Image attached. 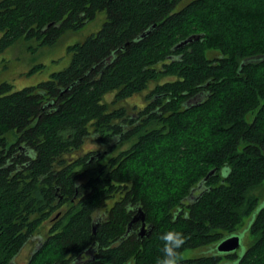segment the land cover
Here are the masks:
<instances>
[{"label":"trees","instance_id":"obj_1","mask_svg":"<svg viewBox=\"0 0 264 264\" xmlns=\"http://www.w3.org/2000/svg\"><path fill=\"white\" fill-rule=\"evenodd\" d=\"M183 1L0 0V57L105 14L48 80L0 83V264L36 238L26 264H156L168 230L204 251L179 264L221 262L264 183V62L241 66L264 55V0ZM139 211L148 236L127 232ZM250 234L238 264H264V207Z\"/></svg>","mask_w":264,"mask_h":264},{"label":"rangeland","instance_id":"obj_2","mask_svg":"<svg viewBox=\"0 0 264 264\" xmlns=\"http://www.w3.org/2000/svg\"><path fill=\"white\" fill-rule=\"evenodd\" d=\"M187 2L189 1L184 0L181 6ZM104 21L105 14L98 13L93 21L87 23L77 32L66 33L51 47L36 48L37 44L35 42L25 43L21 41L17 43L6 55L3 54V56L0 57V83L6 81L16 90L48 80L52 73L61 71L68 66L71 56L67 53V47L82 42L88 36L95 34L101 28ZM29 47L34 48V50L28 49ZM216 54L215 52L207 53L210 58L216 56ZM153 86L154 84H152L149 89ZM147 92L130 98L127 101L128 108L142 106L144 103V96ZM109 98L111 97L109 96ZM8 142H13L11 136L8 138ZM85 149L88 150L91 149V147L87 146ZM193 193L196 194L195 191ZM257 193L260 201L256 209L249 217L243 220L242 226L232 234L239 238V248L234 252L237 255V259L228 260L224 258L225 254L218 253L216 249L215 251H208V253L214 252V255L223 257L219 264H238V259L243 256L249 246L254 242V236L250 234V227L257 213L264 207V183ZM40 234L45 238V232H41ZM37 242L38 239L36 238L32 245L30 244L21 252L16 259L17 264H26ZM203 253L204 251L200 249L185 250L180 253L179 260L198 258L203 256Z\"/></svg>","mask_w":264,"mask_h":264},{"label":"water","instance_id":"obj_3","mask_svg":"<svg viewBox=\"0 0 264 264\" xmlns=\"http://www.w3.org/2000/svg\"><path fill=\"white\" fill-rule=\"evenodd\" d=\"M147 34H148V32H147ZM145 35L146 34H143L141 37H144ZM190 42H192L191 38L180 43L178 45V47H182V46H184ZM259 62H264V55L263 56H255V57L245 59L241 63V66H243L244 64H247V63H259ZM213 174H214V170L210 171L208 173V175L206 176L205 180H207ZM136 222H141V227H140V231H139L138 235L140 237L148 236L150 231H151V228H150V226L146 225V223L144 221V216L142 215V213L140 211L133 217V219L129 223L127 232H129L133 223H136ZM95 230H96V224L93 225V233H95ZM239 245H240L239 244V238L237 236H233V235L231 236L230 235L216 245V251L218 253H221V254H231V253H234L239 248Z\"/></svg>","mask_w":264,"mask_h":264},{"label":"clouds","instance_id":"obj_4","mask_svg":"<svg viewBox=\"0 0 264 264\" xmlns=\"http://www.w3.org/2000/svg\"><path fill=\"white\" fill-rule=\"evenodd\" d=\"M159 239L163 242V257H158L156 264H179V250L186 242L185 235L176 230H168Z\"/></svg>","mask_w":264,"mask_h":264}]
</instances>
